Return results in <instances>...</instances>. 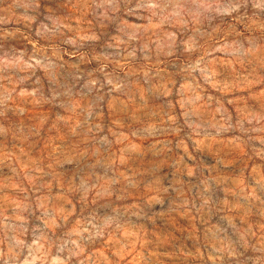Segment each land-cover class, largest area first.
I'll return each mask as SVG.
<instances>
[{
  "label": "clouds",
  "instance_id": "clouds-1",
  "mask_svg": "<svg viewBox=\"0 0 264 264\" xmlns=\"http://www.w3.org/2000/svg\"><path fill=\"white\" fill-rule=\"evenodd\" d=\"M0 264H264V0H0Z\"/></svg>",
  "mask_w": 264,
  "mask_h": 264
}]
</instances>
